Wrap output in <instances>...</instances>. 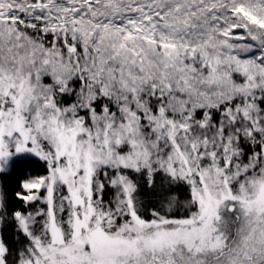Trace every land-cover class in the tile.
Wrapping results in <instances>:
<instances>
[{"label":"snow or ice","instance_id":"1","mask_svg":"<svg viewBox=\"0 0 264 264\" xmlns=\"http://www.w3.org/2000/svg\"><path fill=\"white\" fill-rule=\"evenodd\" d=\"M0 264H264V0H0Z\"/></svg>","mask_w":264,"mask_h":264}]
</instances>
